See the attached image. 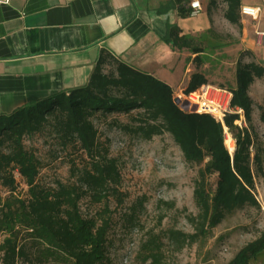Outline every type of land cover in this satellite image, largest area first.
Instances as JSON below:
<instances>
[{
  "label": "trees",
  "instance_id": "16d2710c",
  "mask_svg": "<svg viewBox=\"0 0 264 264\" xmlns=\"http://www.w3.org/2000/svg\"><path fill=\"white\" fill-rule=\"evenodd\" d=\"M177 2L179 0H176ZM223 18L239 27L240 0H222ZM214 1L209 2L208 13ZM189 15V12L187 13ZM165 41L178 48L187 38L170 27ZM193 53L199 49L193 48ZM240 53L232 94L233 112L223 123L206 113L184 111L174 102L171 88L156 78L132 69L106 51H101L87 83L70 91L29 102L9 114H0V184L9 196L0 203V264H107L108 232L111 228L110 200L122 204V176L117 159L110 155V140L102 139L96 122L114 114L127 117L131 125L113 118L108 126L121 127L136 138L149 141L167 133L185 162H207L193 185L196 215L188 216L192 233L171 230L166 237L179 248L207 238L211 231L238 209L258 207L253 193L255 174L262 172L256 147L250 86L264 77V68L254 61L243 62ZM198 56L194 62H198ZM206 80L194 73L184 89L191 93ZM241 111L245 126L236 124ZM260 119L264 122V112ZM224 128L232 135L234 150L224 145ZM37 135L54 138L62 150H73L79 161L70 160L66 181L54 187L37 183L42 163L25 140ZM16 173L27 187L25 197L14 195ZM215 175L214 190L209 178ZM102 204L90 215L80 204ZM142 200L129 207L131 223ZM161 239L149 235L140 245L143 262L160 264ZM264 251V231L244 245L228 264H250Z\"/></svg>",
  "mask_w": 264,
  "mask_h": 264
},
{
  "label": "crops",
  "instance_id": "0c3cea01",
  "mask_svg": "<svg viewBox=\"0 0 264 264\" xmlns=\"http://www.w3.org/2000/svg\"><path fill=\"white\" fill-rule=\"evenodd\" d=\"M193 1L201 7L194 16ZM224 8L222 0H0V114L85 85L101 51L176 94L194 73L208 85L224 84L212 73L226 64L233 68L228 90L234 89L240 53H248L243 62L264 68V40L258 43L256 35L264 32V0H240L239 27L225 21ZM219 21L231 27L226 39L213 30ZM170 27L187 38L188 47L165 41ZM256 84L263 94L264 77L249 89L258 110L264 100L253 98Z\"/></svg>",
  "mask_w": 264,
  "mask_h": 264
},
{
  "label": "rangeland",
  "instance_id": "374dc122",
  "mask_svg": "<svg viewBox=\"0 0 264 264\" xmlns=\"http://www.w3.org/2000/svg\"><path fill=\"white\" fill-rule=\"evenodd\" d=\"M213 30L223 33L224 39L229 35L231 27L225 21L214 24ZM208 49H211L210 47ZM214 49V48H213ZM233 53H228L232 58ZM214 78L223 77L224 84L210 82L217 87L229 89L233 78V68L226 64L223 70H214ZM210 77V76H209ZM260 86L254 85V99L263 98ZM174 98L180 97V103L185 101L184 92L173 93ZM255 110L254 129L257 135L256 147L259 148L262 159V172L255 174L254 195L258 207H245L227 214L223 221L215 227L209 236L193 245L179 248L166 235L169 231L192 233L188 216L196 215L197 209L193 201V185L198 172L204 168L207 159L199 164L184 161L178 147L171 136L163 133L149 141L136 138L132 133L121 127L108 126L113 118L121 125H131L130 120L121 114H114L105 121L96 122L104 137L110 140V155L119 163L122 183V204L113 199L108 206L111 211V228L108 232V263L107 264H148L139 255L141 243L151 234L161 239L159 251L160 264H228L235 254L247 243L260 237L264 231V122L260 119L264 112V101ZM189 110H193L192 107ZM236 122L245 126L243 116ZM227 136L232 135L224 129V145ZM233 140V138H232ZM234 141V140H233ZM25 146L40 159L42 168L37 179L39 185L54 187L56 181H66L68 178L70 160L79 161L73 150H62L56 145L54 138L37 135L25 140ZM229 151V147L227 148ZM230 154H232L229 151ZM16 181L15 194L25 197L27 187L20 177L14 173ZM216 176L209 178V188L214 190ZM9 196L8 189L0 184V203ZM142 200V208L138 209L133 222L126 220L129 207ZM83 214L90 215L102 207V204L92 205L87 200L80 204ZM3 236L0 235V242ZM250 264H264V251Z\"/></svg>",
  "mask_w": 264,
  "mask_h": 264
},
{
  "label": "built area",
  "instance_id": "2783aa9c",
  "mask_svg": "<svg viewBox=\"0 0 264 264\" xmlns=\"http://www.w3.org/2000/svg\"><path fill=\"white\" fill-rule=\"evenodd\" d=\"M190 9V15H196L201 9L199 2H191ZM256 35L257 42L261 43L264 40V32H259ZM177 98L180 99V97ZM183 98L188 101L189 108H193V110L188 109V112L206 113L221 123H223L225 115L233 112L230 105L232 94L224 88L205 84L195 91L185 94Z\"/></svg>",
  "mask_w": 264,
  "mask_h": 264
},
{
  "label": "water",
  "instance_id": "95a60500",
  "mask_svg": "<svg viewBox=\"0 0 264 264\" xmlns=\"http://www.w3.org/2000/svg\"><path fill=\"white\" fill-rule=\"evenodd\" d=\"M174 102L176 105H179L180 108L184 111H187L189 109V103L186 100L182 101V103H180L181 102L180 99L176 97V98H174Z\"/></svg>",
  "mask_w": 264,
  "mask_h": 264
},
{
  "label": "bare ground",
  "instance_id": "6f19581e",
  "mask_svg": "<svg viewBox=\"0 0 264 264\" xmlns=\"http://www.w3.org/2000/svg\"><path fill=\"white\" fill-rule=\"evenodd\" d=\"M226 141L228 143L229 151L232 153L234 150V141L229 136H227Z\"/></svg>",
  "mask_w": 264,
  "mask_h": 264
}]
</instances>
